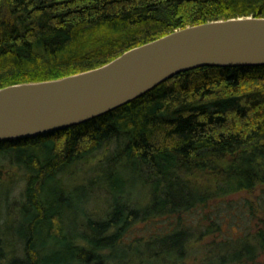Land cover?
Instances as JSON below:
<instances>
[{
	"label": "trees",
	"instance_id": "trees-1",
	"mask_svg": "<svg viewBox=\"0 0 264 264\" xmlns=\"http://www.w3.org/2000/svg\"><path fill=\"white\" fill-rule=\"evenodd\" d=\"M246 15L264 16V0H0V87L95 68L188 25ZM81 164L88 176L76 180ZM11 167L23 188L18 204L6 202L7 215L17 211L6 264H113L124 233L155 220L172 225L164 232L180 241L181 260L192 237L184 214L204 211L212 229L235 202L264 212V65L180 71L84 122L0 141V172ZM93 187L108 197L100 214L86 208ZM131 189L139 200L124 195ZM254 226L236 237L251 240V252L219 263L264 252V225Z\"/></svg>",
	"mask_w": 264,
	"mask_h": 264
},
{
	"label": "water",
	"instance_id": "water-1",
	"mask_svg": "<svg viewBox=\"0 0 264 264\" xmlns=\"http://www.w3.org/2000/svg\"><path fill=\"white\" fill-rule=\"evenodd\" d=\"M203 65H264V16L188 25L95 68L0 87V141L84 122L143 95L180 71Z\"/></svg>",
	"mask_w": 264,
	"mask_h": 264
},
{
	"label": "rangeland",
	"instance_id": "rangeland-1",
	"mask_svg": "<svg viewBox=\"0 0 264 264\" xmlns=\"http://www.w3.org/2000/svg\"><path fill=\"white\" fill-rule=\"evenodd\" d=\"M93 161H95V158ZM81 166L83 168L77 167L78 170L75 166L72 169V171L74 170L73 178L76 180H82L88 176L85 170L89 164L87 166L81 164ZM6 168L10 167L6 166ZM11 171L9 176L6 175V170L0 172V195L6 194L0 202V209L2 206L0 211V261L5 262L3 264L8 262L7 258H12L9 253L12 252L10 246L13 237L9 229L16 222V219L11 217L17 214L15 209L12 210L11 216L6 214V202L9 205L11 203L18 204L23 188V181L20 179L21 173H18L14 167H11ZM4 182L7 186L6 191L2 187ZM256 193L257 191L252 194L240 192L232 194L230 198L234 201H243L245 198H253ZM104 195V191L102 192L95 187L91 188L86 208L100 214L107 205L105 200L108 197L105 198ZM124 195L131 198V200H139L142 196L137 189L127 190ZM235 203L236 205L230 209L231 212H224V208L221 211L224 214H220L219 218L213 217L214 225H212V229L206 228L210 220L204 218V211L184 214L185 225L190 230L188 232L192 233V237L185 247V256L181 260L178 259L180 256L179 248H181L179 246L180 241H171L168 239L171 234H165L172 225L165 226L164 221L155 220L148 223L138 222L129 228L124 233V239L122 240L125 245L117 250L121 252V260H112L111 262L113 264H221L218 262L219 259L233 258L239 251L251 252V240L241 237L236 239V237L243 232L252 231L255 229L254 225L263 226L264 212L254 209L253 213L250 214L244 205L241 207L240 203ZM217 222L219 223V229H216ZM183 231L181 235L183 236L182 239H185L184 235L186 233ZM202 231L203 234H201ZM156 232L159 235L148 237V235ZM4 259H7V261ZM250 264H264V252L260 253Z\"/></svg>",
	"mask_w": 264,
	"mask_h": 264
}]
</instances>
